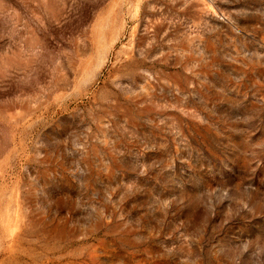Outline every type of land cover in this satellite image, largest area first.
<instances>
[{"label": "rangeland", "instance_id": "rangeland-1", "mask_svg": "<svg viewBox=\"0 0 264 264\" xmlns=\"http://www.w3.org/2000/svg\"><path fill=\"white\" fill-rule=\"evenodd\" d=\"M0 264H264V0H0Z\"/></svg>", "mask_w": 264, "mask_h": 264}]
</instances>
